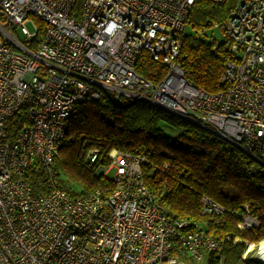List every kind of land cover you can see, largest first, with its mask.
Here are the masks:
<instances>
[{
  "label": "built area",
  "instance_id": "1",
  "mask_svg": "<svg viewBox=\"0 0 264 264\" xmlns=\"http://www.w3.org/2000/svg\"><path fill=\"white\" fill-rule=\"evenodd\" d=\"M195 1L0 0V264H196L223 250L228 236L166 214L144 183L142 155L111 149L94 172L107 184L78 196L51 179L48 193H33L23 176L34 162L49 170L74 105L101 92L203 127L253 160L245 174L263 173L264 0H238L220 25L229 56L214 93L176 63ZM141 52L166 67L158 82L136 72ZM23 108L28 124L9 138L6 123ZM99 154L93 148L86 158L94 163ZM199 203L202 214L225 212L207 196ZM243 210L239 219L257 227ZM263 243H250L258 264Z\"/></svg>",
  "mask_w": 264,
  "mask_h": 264
},
{
  "label": "trees",
  "instance_id": "2",
  "mask_svg": "<svg viewBox=\"0 0 264 264\" xmlns=\"http://www.w3.org/2000/svg\"><path fill=\"white\" fill-rule=\"evenodd\" d=\"M237 1L225 0L217 5L196 0L189 12L187 25L195 32H184L176 63L185 78L205 92L223 88L220 76L229 56L228 42L224 38L217 43L198 36L197 31L218 22L220 26ZM135 69L155 83L166 72L163 64L145 52L140 53ZM26 124L23 108L6 123L8 137L13 138L15 131ZM93 148L98 149L101 160L90 163L86 157ZM111 149L145 158L141 164L144 183L169 217L187 219L190 229L201 228L213 237H229L219 254L207 255L206 264H258L244 258L243 253L248 244L264 239V171L245 174V167L253 160L238 147L149 103L130 102L123 96L114 100L106 92H101L97 100L83 99L73 107L66 136L49 170L34 162L23 176L33 193H48L51 179L69 196L83 195L107 184L94 171L106 162ZM163 163L167 169L156 170ZM203 195L224 206L222 216L201 213L199 199ZM244 206L258 220L257 227L239 219ZM186 264L192 263L186 259Z\"/></svg>",
  "mask_w": 264,
  "mask_h": 264
},
{
  "label": "rangeland",
  "instance_id": "3",
  "mask_svg": "<svg viewBox=\"0 0 264 264\" xmlns=\"http://www.w3.org/2000/svg\"><path fill=\"white\" fill-rule=\"evenodd\" d=\"M219 23V22H218ZM26 26V28L28 29V31H34L35 30V27L32 25L31 22H26L24 24ZM186 32H189V33H194L195 31L192 30L189 25L186 26V29H185ZM17 37L19 38H22V34L19 32V30L17 29L16 33ZM197 34L198 36H202L204 38H211V39H214L217 43H221L224 41V35H223V31H222V28L219 26V27H213L212 25H209V26H206L203 31H197ZM111 94V93H110ZM95 172V171H94ZM112 174V171L108 172L107 173V176H110ZM62 178V181L64 183H67L65 181V179L63 177ZM258 221V220H257ZM243 256L244 258H249L251 259L252 256H253V253L250 251V244L248 245V248L244 251L243 253ZM196 264H206V262L202 261V262H198Z\"/></svg>",
  "mask_w": 264,
  "mask_h": 264
},
{
  "label": "bare ground",
  "instance_id": "4",
  "mask_svg": "<svg viewBox=\"0 0 264 264\" xmlns=\"http://www.w3.org/2000/svg\"><path fill=\"white\" fill-rule=\"evenodd\" d=\"M261 256H262L263 259H264V243H263V249H262V251H261Z\"/></svg>",
  "mask_w": 264,
  "mask_h": 264
},
{
  "label": "water",
  "instance_id": "5",
  "mask_svg": "<svg viewBox=\"0 0 264 264\" xmlns=\"http://www.w3.org/2000/svg\"><path fill=\"white\" fill-rule=\"evenodd\" d=\"M233 145H235V144H233ZM235 146L239 148V146H237V145H235Z\"/></svg>",
  "mask_w": 264,
  "mask_h": 264
}]
</instances>
